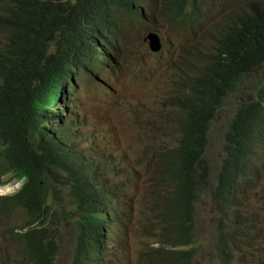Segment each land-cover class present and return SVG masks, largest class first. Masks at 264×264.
I'll return each mask as SVG.
<instances>
[{"label":"trees","instance_id":"obj_1","mask_svg":"<svg viewBox=\"0 0 264 264\" xmlns=\"http://www.w3.org/2000/svg\"><path fill=\"white\" fill-rule=\"evenodd\" d=\"M200 1L159 0V4L162 9L170 7L180 19L188 5V16L196 18ZM143 2L0 0V172L7 170L11 178L22 180L15 193L0 196V244L10 246V252L20 258L18 264H46V253L59 239L61 220L65 219L54 205L62 207L64 201L80 210L91 209L100 216L105 233L115 228L112 236L126 239L117 231L131 223L126 203L137 177L131 167L121 174L120 162L125 156L98 143L102 140L96 132L90 144L80 149L71 146L54 158L58 171L46 167L44 149L58 135L60 126L54 121L42 127L43 122L53 120L52 113L27 87L14 83L13 75L32 63H46L56 54L72 56L89 76L99 62L95 54L119 66L126 60L128 34L147 17ZM232 13L213 44L200 43L184 61L174 64L178 81L170 91L176 94L166 105L178 111L172 120L177 139L173 146L158 145L152 159H146L152 180H146L150 205L138 221L144 235L158 230L166 236L192 224L193 201L209 185L196 166L206 170L203 152L210 122L227 95L255 71L260 72L262 81L236 106L227 125V140L237 150L259 139L248 125L246 110L251 98L264 95V0H243ZM8 65L13 68L11 77ZM130 75L144 87L143 73ZM108 97L110 108L121 100ZM122 108L130 115L136 105L124 104ZM94 109L98 113L96 106ZM99 124L98 119L96 126ZM227 163L231 169L218 173L207 196L217 198L223 175L236 169L234 160ZM232 215L235 221H242L237 209ZM224 225L223 217L215 219L216 232ZM91 248L89 242L75 237L73 264H85L88 256L95 258V264H103L104 251L92 254ZM0 264H9V258L0 254Z\"/></svg>","mask_w":264,"mask_h":264},{"label":"clouds","instance_id":"obj_2","mask_svg":"<svg viewBox=\"0 0 264 264\" xmlns=\"http://www.w3.org/2000/svg\"><path fill=\"white\" fill-rule=\"evenodd\" d=\"M203 1L201 0L198 4V15L196 18L188 16L189 6L186 5L183 9V18L180 19L170 7L162 9L159 0H154L159 15L168 18L172 14V18L177 21L178 25L189 27V29L193 27V23L197 25L199 9ZM150 3L147 0L146 4ZM146 4L144 3L147 17L144 22L148 19V5ZM140 12H143L142 8H140ZM142 25L138 29H133L128 34V43L126 44L128 51L125 52L126 60L119 66L95 54L99 62L93 69L92 75L89 76L78 67L72 56L56 54L46 63H32L24 71L14 72V83L27 87L37 98L46 104V108L52 113L53 120L50 123L43 122L42 127L47 128L54 121L60 126L58 135L44 149L43 156L46 167L57 170L54 158L60 152L67 151L71 146L80 149L90 144L96 132L102 140L99 133L101 110L95 103L94 98L95 96H112L120 98L121 100L119 101L126 100L123 103L125 106L129 104L136 105L135 112L130 115H127L125 108H123L128 121L137 120V124L145 129L146 132L154 130V134L163 139L151 146L146 143L141 145L137 151L142 152L143 156L128 157L130 159L128 170L131 167L134 175L137 177L136 179H142L143 181L152 180V169L146 162V159H152V151L158 145H175L177 135L172 130V120L178 115V111L166 105V101L176 94V91H171L168 98L163 102V107L167 111H170L171 114L163 121L162 127H157L152 122L145 121L138 116V105L134 97V99L132 98L133 100L127 99V92L125 94L126 87L123 84V76L120 72L121 68L123 66L128 67L124 73L129 77H133L130 75L131 72H134V75L140 73L144 75V72L139 68L132 67L129 69L132 59L138 60L144 56H157L162 50L163 43L158 33L152 27L145 28L137 35ZM221 28L211 35L213 40ZM148 32H152L158 37L160 47L156 51L150 50L147 45L145 36ZM136 35L137 39L134 41L133 37ZM133 42L143 44L144 46L142 49L136 46L129 47L130 45L132 46ZM143 49L145 53L142 52ZM177 60L178 62H182L185 60V57L179 55ZM12 73L13 68L11 65H8V76L11 77ZM256 75L261 76L258 82L262 81V75L259 71L251 73L242 82L238 83L235 90L230 92L222 103L224 105L234 92L239 93V100L235 104L225 126V141L220 146L221 158L218 167H211L205 150L210 126L222 105L216 110L206 136L203 152V156L207 160L206 170L203 171V166L201 165L196 166L197 172L205 176L209 185L205 187L203 193L194 199L192 210L195 211V206L205 196L212 213L209 219L214 226L213 233H197L194 224L195 215L193 213L191 225L183 226L178 232L166 236L162 235L164 231L158 230L144 235L140 229L133 236H129L127 229L119 228L117 234H124L126 236L124 240L112 236L115 228L105 233L101 227L100 216L91 209L80 210L71 202L64 201L65 203L62 207L54 205V210L58 213L63 212L65 215V219L61 220L60 234L63 223H67L71 228L72 245L68 264H73L72 253L75 237L89 242L92 247L90 249L92 254L104 251L103 264H264V138L262 136V131H264V95L262 93L251 98L249 107L246 110L248 125L259 135V139L237 150L227 140L228 122L233 116L238 103L245 100V95L258 83L256 82L249 90L246 89L249 79ZM177 81L178 75L175 70L172 73L173 86L176 85ZM90 82L93 86H91ZM136 82L139 81L136 80ZM91 95L93 96L92 98L89 97ZM95 106L98 109V113L95 112ZM98 119L100 120V124L96 126V120ZM167 139H169L168 143ZM108 148L110 152L117 155L113 148ZM149 150L151 157H146ZM231 160L235 161L236 169L234 171H227L223 175L218 197L211 198L207 196V192L214 185L218 173L222 170L231 169V166H228L227 163V161ZM121 174H123L122 168ZM21 183V179L11 178L7 170L1 171L0 196L15 193ZM6 188L9 189L8 192L3 191ZM252 196L256 200L250 204V202L248 203V199ZM240 200L243 203L237 205L235 202ZM234 209H237L241 214V222L235 221L232 215V210ZM218 217H223L225 224L220 232L215 231V219ZM257 218L260 219L258 220ZM124 241L125 247L123 245ZM2 245L5 248L0 249V254H4L5 257L9 258V264H18L17 262L20 260L19 256L10 252L9 245L3 242L0 244V247ZM59 248L60 235L53 247L46 253V264H55V257ZM85 264H95V258L88 256Z\"/></svg>","mask_w":264,"mask_h":264},{"label":"rangeland","instance_id":"obj_3","mask_svg":"<svg viewBox=\"0 0 264 264\" xmlns=\"http://www.w3.org/2000/svg\"><path fill=\"white\" fill-rule=\"evenodd\" d=\"M144 3L146 4L147 0ZM242 3L243 0H204L200 5L198 23L197 25L193 23V27L190 29L189 27L178 25L177 21L172 18V14L168 18L159 15L154 0L150 4H146L148 5V19L144 22L137 35L145 28L152 27L163 43L162 50L157 56H144L142 59H132L130 62L132 64L129 69L135 67L144 72L143 76L146 81L143 88L139 87L140 85L138 84L140 82H136L135 79L124 73L128 67L123 66L120 71L123 76V84L128 90L127 99H132L133 97L136 99L140 118L152 122L154 126H163V121L171 114L170 111L163 107V102L168 98L173 87L172 73L175 72L174 64L178 62V56L182 55L186 58V55L193 52L200 43L212 44L213 38L211 35L215 34L229 20V17L233 14L232 12ZM137 35L133 37L134 41H136ZM133 46L142 49L144 45L133 42L132 46L130 45L129 47ZM260 78V75L250 78L246 84V89L249 90ZM238 94V92H234L230 95L229 99L216 113L210 126L205 154L209 158L212 168L219 165L221 158L220 146L225 141V126L235 104L239 100ZM106 98V96H95L94 98L95 103L101 110L99 133L102 141L98 140L97 142L106 143L108 147L115 150L118 156H125L121 159L122 172L125 174L129 171L130 159L128 157L143 156L142 152L137 151L141 145L146 143L151 146L163 139L155 135L154 130L146 132L145 129L137 124V120H127L126 113L122 108L126 100L119 101L110 108ZM168 142L169 139H167ZM147 152L146 157H151L150 150ZM133 183L136 184L135 190L131 199L126 203L130 207L129 216L131 223L127 228L129 236H133L137 232L141 212L150 205L148 198L150 187L147 181L136 179ZM3 191L8 192L9 189L6 188ZM255 200L256 198L252 196L248 199V203L252 204ZM194 215L197 233H213L214 226L209 219L212 213L205 196L195 206ZM156 219H159V217ZM257 219L259 220L260 218ZM71 245V228L67 223H63L60 234V248L55 257V264H68ZM4 248V245L0 247V249Z\"/></svg>","mask_w":264,"mask_h":264},{"label":"water","instance_id":"obj_4","mask_svg":"<svg viewBox=\"0 0 264 264\" xmlns=\"http://www.w3.org/2000/svg\"><path fill=\"white\" fill-rule=\"evenodd\" d=\"M151 36V37H150ZM145 38L147 39V45L148 47L150 48V50L152 51H156L159 49L160 47V44H159V40H158V37L152 33V32H148L145 36ZM150 40V41H149ZM151 40H154V41H151ZM150 45V46H149ZM153 45V46H151ZM156 45V46H155Z\"/></svg>","mask_w":264,"mask_h":264}]
</instances>
